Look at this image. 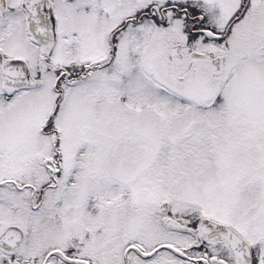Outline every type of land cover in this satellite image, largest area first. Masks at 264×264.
<instances>
[{"label": "snow or ice", "instance_id": "snow-or-ice-1", "mask_svg": "<svg viewBox=\"0 0 264 264\" xmlns=\"http://www.w3.org/2000/svg\"><path fill=\"white\" fill-rule=\"evenodd\" d=\"M0 264H264V0H0Z\"/></svg>", "mask_w": 264, "mask_h": 264}]
</instances>
